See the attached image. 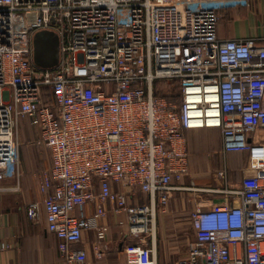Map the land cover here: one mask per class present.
<instances>
[{"label": "built area", "instance_id": "built-area-1", "mask_svg": "<svg viewBox=\"0 0 264 264\" xmlns=\"http://www.w3.org/2000/svg\"><path fill=\"white\" fill-rule=\"evenodd\" d=\"M257 1L0 0V182L9 167L23 174L26 120L51 154L38 177L42 199L27 214L44 209L63 264L87 261L86 230L104 258L111 210L138 238L126 264H157L149 246L157 210L175 189H189L173 183L190 170L186 132L205 128L222 134L224 162L248 153V173L234 187L224 165L223 189L191 186L239 201L191 212L195 239L177 264H264V36L218 35L225 10ZM41 30L59 36L54 68L34 62ZM159 81L179 102L156 95ZM44 87L54 102L44 101Z\"/></svg>", "mask_w": 264, "mask_h": 264}, {"label": "crops", "instance_id": "crops-1", "mask_svg": "<svg viewBox=\"0 0 264 264\" xmlns=\"http://www.w3.org/2000/svg\"><path fill=\"white\" fill-rule=\"evenodd\" d=\"M254 4L250 8L239 6L227 9L231 17L225 25H219V37L264 36V0ZM187 134L190 170L173 183L189 189H175L169 204L165 208L159 206L157 210L155 243L149 242L155 251L157 264H177V260L187 253L189 244L195 239L191 215L193 210L199 207H222L239 201V198L220 191L195 190L191 186L223 189L226 182L218 176V172L224 165L228 166V182L231 186L237 187L243 175L248 173L245 169L249 164L247 152L230 153L223 161L222 134L218 129H192ZM21 155V178L17 179L9 167L7 178L0 182L4 186H18L13 191H0V244L6 246L0 249V264H63L58 238L47 227L44 209H41L36 219L29 218L27 214L32 202L42 199L38 177L47 168L46 163L40 161V154L30 146L21 148ZM136 200L143 203L145 196L139 195ZM122 218H125L123 214L111 210L104 219V223L109 226V234L106 240L108 250L102 259L97 257L93 248L96 234L94 231H84L79 246L87 250L88 259L82 264H126L128 247L136 243L138 238L128 234V226L119 225Z\"/></svg>", "mask_w": 264, "mask_h": 264}, {"label": "water", "instance_id": "water-1", "mask_svg": "<svg viewBox=\"0 0 264 264\" xmlns=\"http://www.w3.org/2000/svg\"><path fill=\"white\" fill-rule=\"evenodd\" d=\"M33 42V58L35 64L40 68H54L58 65L59 62V53H60V41L59 36L48 30H41L36 32L32 38ZM54 44L55 47V57L50 62H47L43 57H48L52 55L54 50L51 49V46ZM51 53V54H50Z\"/></svg>", "mask_w": 264, "mask_h": 264}, {"label": "rangeland", "instance_id": "rangeland-1", "mask_svg": "<svg viewBox=\"0 0 264 264\" xmlns=\"http://www.w3.org/2000/svg\"><path fill=\"white\" fill-rule=\"evenodd\" d=\"M163 87H164L163 91L167 95H169L172 99L177 100V98H179V96L177 95L178 91L173 89V87L171 85L167 84V85H164ZM21 123H22V127H21V131H20V137L23 140L22 146H25V148L28 146L35 148V150L38 152V154H40L39 155L41 158L40 161L41 162L44 161L46 163V167L48 168L49 165L51 164V163L49 164V160L51 159V154L49 153V150L46 147V145L44 146V144L39 142L38 130L34 126H31L30 122H27L26 120H23V121L21 120ZM262 135L264 137V134H262ZM30 137H31V139H30ZM32 139H36V142H31ZM22 146H21V148H22ZM20 153H21V150H20ZM33 159H35V158L33 157Z\"/></svg>", "mask_w": 264, "mask_h": 264}, {"label": "trees", "instance_id": "trees-1", "mask_svg": "<svg viewBox=\"0 0 264 264\" xmlns=\"http://www.w3.org/2000/svg\"><path fill=\"white\" fill-rule=\"evenodd\" d=\"M230 17H231V13H229L228 10H225L224 14H223V17L220 19V24H223L225 25L229 20H230ZM168 83L166 82H156V87H157V90H156V95H161V94H164L166 95L168 98H171L169 95H167L163 89L161 88L162 86L164 85H167ZM160 86V87H159ZM44 90V101L45 102H48V103H52L54 102V93H53V90L50 89V87H44L43 88ZM172 99V98H171ZM177 102H179V98H177L176 100ZM191 130V129H190ZM188 132V131H187ZM186 132V135H187V138H188V134ZM188 146H189V140H188ZM25 146L22 147V149H24ZM240 152V151H238Z\"/></svg>", "mask_w": 264, "mask_h": 264}, {"label": "flooded vegetation", "instance_id": "flooded-vegetation-1", "mask_svg": "<svg viewBox=\"0 0 264 264\" xmlns=\"http://www.w3.org/2000/svg\"><path fill=\"white\" fill-rule=\"evenodd\" d=\"M51 49L54 50L53 54L52 55H49L48 57H43L47 62H50L52 61L53 59H56L55 57V47H54V44L51 46ZM51 54V53H50Z\"/></svg>", "mask_w": 264, "mask_h": 264}]
</instances>
